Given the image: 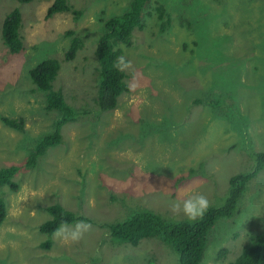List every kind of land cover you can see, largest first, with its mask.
Masks as SVG:
<instances>
[{"label": "rangeland", "instance_id": "1", "mask_svg": "<svg viewBox=\"0 0 264 264\" xmlns=\"http://www.w3.org/2000/svg\"><path fill=\"white\" fill-rule=\"evenodd\" d=\"M66 1L80 17L47 19L53 0H0V168L17 167L13 181L19 186L16 192L0 188L6 205L0 264H179L160 238L133 247L112 240L100 224L143 211L189 221L170 211L186 190L204 193L209 208L220 207L230 179L253 171L254 153H264V0H149L144 29L133 31L129 47L120 45L133 65L124 72L126 85L138 87L106 112L96 104L100 20L123 14L131 0ZM159 7L169 24L158 18ZM14 10L21 15L23 44L17 54L2 39L3 22ZM71 30L83 47L66 62ZM48 59L60 62L53 89L81 116L26 168L35 139L60 118L45 110L44 93L29 76ZM2 117L22 118L24 130L5 126ZM56 204L91 220L78 243L39 231L51 219L47 207ZM256 234L264 235V169L232 215L210 229L199 264L234 262Z\"/></svg>", "mask_w": 264, "mask_h": 264}, {"label": "trees", "instance_id": "2", "mask_svg": "<svg viewBox=\"0 0 264 264\" xmlns=\"http://www.w3.org/2000/svg\"><path fill=\"white\" fill-rule=\"evenodd\" d=\"M19 3L27 4L31 0H17ZM149 0H131L128 9L121 15L112 16L106 20H100L103 28L94 55L99 64V82L96 97V104L100 111H113L118 106V98L129 91L125 82V73L118 72L114 67L116 57L122 55L120 45L129 47L134 30H143V11ZM158 18L169 24L161 7L156 9ZM72 13L77 19L81 12L71 10L66 0H53L51 6L46 10V18L55 14ZM21 26V15L17 10L9 13L2 25V39L5 47L12 54L19 53L23 44L19 35ZM165 26L163 25L162 29ZM67 36L71 37L68 51L65 53L66 62L74 60L77 52L82 49L83 41L75 35V32L68 31ZM60 70V62L56 59L44 60L29 70V76L36 88L44 93L45 110L57 111L60 118L53 124V129L34 141V146L26 160L25 167L32 168L36 165L38 158L44 156L48 149L57 146L62 138L61 130L66 123L76 121L81 116L76 109L66 103L63 94L53 89L54 82ZM3 124L11 129L22 132L24 120L9 119L2 117ZM255 166L252 172L233 176L230 181V188L225 202L220 207H210L203 218L191 221H168L159 215L149 212H135L132 216L122 222L100 224V228H106L112 240L121 244H129L133 247L145 239L160 238L168 244L179 257V264H199L206 248L208 233L216 221L220 218H228L232 215L239 200L245 193L247 184L254 176L264 169V153H254ZM18 168L15 166L0 168V188L7 186L11 191L16 192L19 186L13 181ZM51 219L39 226L43 234L53 235L54 230L62 221L74 224L79 221L91 222L85 217L64 209L56 204L47 207ZM6 217L5 202L0 199V225ZM50 243H45L43 248L48 249ZM220 257L226 252L221 251ZM230 264H264V235L256 234L246 243L241 254Z\"/></svg>", "mask_w": 264, "mask_h": 264}, {"label": "clouds", "instance_id": "3", "mask_svg": "<svg viewBox=\"0 0 264 264\" xmlns=\"http://www.w3.org/2000/svg\"><path fill=\"white\" fill-rule=\"evenodd\" d=\"M113 67L121 73L128 72L132 69V62L125 55L116 57ZM138 87V83L133 82L129 85V90L134 91ZM210 206L208 197L202 192H196L192 189L185 191L181 198L172 202L170 211L174 216H184L187 220L195 222L203 218ZM92 228L90 223L83 221L69 225L66 221H62L54 230L53 238L64 244H75L84 238Z\"/></svg>", "mask_w": 264, "mask_h": 264}]
</instances>
